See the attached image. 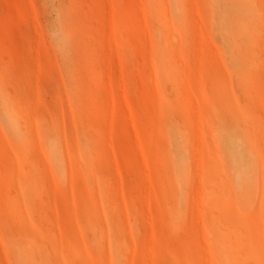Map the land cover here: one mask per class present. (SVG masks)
Instances as JSON below:
<instances>
[{
  "label": "rangeland",
  "instance_id": "obj_1",
  "mask_svg": "<svg viewBox=\"0 0 264 264\" xmlns=\"http://www.w3.org/2000/svg\"><path fill=\"white\" fill-rule=\"evenodd\" d=\"M0 264H264V0H0Z\"/></svg>",
  "mask_w": 264,
  "mask_h": 264
}]
</instances>
